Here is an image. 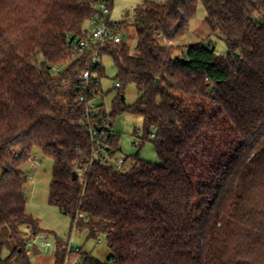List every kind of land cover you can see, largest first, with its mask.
<instances>
[{
    "label": "trees",
    "instance_id": "trees-1",
    "mask_svg": "<svg viewBox=\"0 0 264 264\" xmlns=\"http://www.w3.org/2000/svg\"><path fill=\"white\" fill-rule=\"evenodd\" d=\"M199 3L224 57L204 43L171 45ZM94 12V0H0V230L16 243L5 259L0 242V264H32L28 230L44 233L27 213L22 171L35 148L54 165L50 206L111 249L106 263L84 255L81 264H264V0L134 10L135 54L123 40L101 57L113 59L119 89L134 84L139 99L125 106L120 93L112 114L100 105L93 120L103 133L117 115L143 119L140 140L154 144L160 163L128 157L126 172L90 163L96 145L85 118L101 85L83 83L87 60L71 44L88 37ZM106 141L109 154L120 150L112 130ZM56 253L59 264V240Z\"/></svg>",
    "mask_w": 264,
    "mask_h": 264
},
{
    "label": "rangeland",
    "instance_id": "rangeland-1",
    "mask_svg": "<svg viewBox=\"0 0 264 264\" xmlns=\"http://www.w3.org/2000/svg\"><path fill=\"white\" fill-rule=\"evenodd\" d=\"M168 0H114L110 18L114 24H123L122 36L125 43L130 47V53L135 54L136 39L133 26L134 10L145 2L165 3ZM207 13L199 3L195 18L192 20L189 31L180 39L172 42L171 45L185 49L187 46L204 43L211 46L219 56H226L228 53L224 39L211 32L206 23ZM88 30V26H86ZM178 53L182 51L177 49ZM103 66L105 77L101 80V94L95 99L98 105H104L106 113L113 112V105L120 95L124 93L123 104L134 105L139 99V93L134 84L127 85L124 90L116 89L117 68L110 56H104ZM111 129L119 137L120 150L107 159L111 166H116L121 159L128 157H139L147 162L159 164L160 159L150 141L142 144L140 140L144 136V121L141 117L124 113L117 115L112 120ZM131 163L127 162V167ZM53 162L44 156L39 148H35L31 159L22 167L25 173V194L27 199V213L39 221L44 233L38 236H46L51 247L46 249L42 241L37 242L32 248L30 256L32 264H57V241L63 244V257L59 264H81L84 255L90 256L102 263H106L112 255L106 237L99 234L91 238L90 230L85 228L77 230L72 228L71 219L61 211L49 204V189L52 181ZM2 171H0V176ZM0 242L4 244L3 258H8L14 250L16 243L10 239V232L7 228L0 230ZM68 248L71 251H68Z\"/></svg>",
    "mask_w": 264,
    "mask_h": 264
},
{
    "label": "built area",
    "instance_id": "built-area-1",
    "mask_svg": "<svg viewBox=\"0 0 264 264\" xmlns=\"http://www.w3.org/2000/svg\"><path fill=\"white\" fill-rule=\"evenodd\" d=\"M94 3L95 12L86 24V26H88V30H86L88 37L86 39H77L71 44L72 48L78 52V56L87 60L89 70H86L82 76V81L87 86L90 83L101 85L99 71L104 67L102 61L103 57H101L103 49L110 44H121L124 40L122 31H119V27L111 22L110 11L112 0H94ZM113 25L114 28L112 27ZM60 70L61 68H57L55 71L59 72ZM120 87V83H116V89ZM80 100L84 102L85 97L82 96ZM99 106L100 105L94 101L89 104L86 111L85 125L88 129L89 136L96 145V150L93 152V159L90 163L95 159L98 160L100 164H109L107 155L111 156L113 154H109L107 150L106 134L112 129L110 124L104 123L102 128L105 129V132L100 133L97 126L94 125L93 120L101 111ZM104 115L106 117L108 116L107 113ZM114 167L120 172H126L128 169L124 159L118 161ZM28 234L30 235V240L27 244V252L29 255L32 254V248L36 246L37 242L41 243L42 240L41 244L43 248L48 249L51 247V244L47 242L46 236H34L32 230H28ZM68 251L71 250L68 248Z\"/></svg>",
    "mask_w": 264,
    "mask_h": 264
},
{
    "label": "water",
    "instance_id": "water-1",
    "mask_svg": "<svg viewBox=\"0 0 264 264\" xmlns=\"http://www.w3.org/2000/svg\"><path fill=\"white\" fill-rule=\"evenodd\" d=\"M124 99H125V97L124 96H122V100L124 101Z\"/></svg>",
    "mask_w": 264,
    "mask_h": 264
},
{
    "label": "crops",
    "instance_id": "crops-1",
    "mask_svg": "<svg viewBox=\"0 0 264 264\" xmlns=\"http://www.w3.org/2000/svg\"><path fill=\"white\" fill-rule=\"evenodd\" d=\"M31 255H32V254H31ZM31 255H30V256H31Z\"/></svg>",
    "mask_w": 264,
    "mask_h": 264
}]
</instances>
